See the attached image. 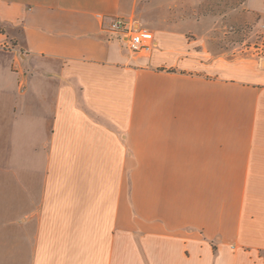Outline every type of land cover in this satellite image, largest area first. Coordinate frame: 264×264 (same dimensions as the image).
<instances>
[{"label":"crops","instance_id":"obj_1","mask_svg":"<svg viewBox=\"0 0 264 264\" xmlns=\"http://www.w3.org/2000/svg\"><path fill=\"white\" fill-rule=\"evenodd\" d=\"M200 3L0 0L3 264H264V59L213 55Z\"/></svg>","mask_w":264,"mask_h":264},{"label":"rangeland","instance_id":"obj_2","mask_svg":"<svg viewBox=\"0 0 264 264\" xmlns=\"http://www.w3.org/2000/svg\"><path fill=\"white\" fill-rule=\"evenodd\" d=\"M245 0H201L199 7V23L193 25L198 37H202L205 47L215 56L228 59L254 58L264 59V24L254 21L247 15L243 5ZM190 30L192 31L191 27ZM189 34H192L191 32ZM0 193V211L12 209L14 199L7 195H15V189ZM5 214L2 222L8 218ZM15 234L14 227L0 224V235ZM0 264H3L0 261Z\"/></svg>","mask_w":264,"mask_h":264},{"label":"built area","instance_id":"obj_3","mask_svg":"<svg viewBox=\"0 0 264 264\" xmlns=\"http://www.w3.org/2000/svg\"><path fill=\"white\" fill-rule=\"evenodd\" d=\"M101 19L102 15H96ZM109 31L124 43L129 56H147L156 47L153 32L147 27L135 28L125 19L116 18L110 21Z\"/></svg>","mask_w":264,"mask_h":264},{"label":"water","instance_id":"obj_4","mask_svg":"<svg viewBox=\"0 0 264 264\" xmlns=\"http://www.w3.org/2000/svg\"><path fill=\"white\" fill-rule=\"evenodd\" d=\"M263 64H264V62H263Z\"/></svg>","mask_w":264,"mask_h":264}]
</instances>
